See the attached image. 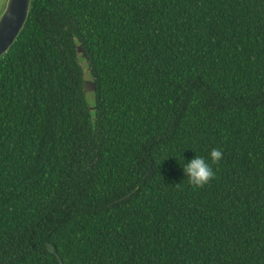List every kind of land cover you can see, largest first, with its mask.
Instances as JSON below:
<instances>
[{"label":"trees","instance_id":"obj_1","mask_svg":"<svg viewBox=\"0 0 264 264\" xmlns=\"http://www.w3.org/2000/svg\"><path fill=\"white\" fill-rule=\"evenodd\" d=\"M59 259L264 264V0L31 1L0 58V264Z\"/></svg>","mask_w":264,"mask_h":264},{"label":"water","instance_id":"obj_2","mask_svg":"<svg viewBox=\"0 0 264 264\" xmlns=\"http://www.w3.org/2000/svg\"><path fill=\"white\" fill-rule=\"evenodd\" d=\"M32 0H4L0 5V58L8 52L16 42L28 19ZM78 52L86 57V51L78 44ZM84 91H96V84L92 79L84 80ZM48 250L55 253L51 243H47ZM59 263L63 264L59 259Z\"/></svg>","mask_w":264,"mask_h":264},{"label":"clouds","instance_id":"obj_3","mask_svg":"<svg viewBox=\"0 0 264 264\" xmlns=\"http://www.w3.org/2000/svg\"><path fill=\"white\" fill-rule=\"evenodd\" d=\"M222 158V150L219 148H212L207 158L195 154L187 162H184L183 167H181L184 177L187 178V182L191 186L195 188L202 187L214 178L213 165H216Z\"/></svg>","mask_w":264,"mask_h":264},{"label":"rangeland","instance_id":"obj_4","mask_svg":"<svg viewBox=\"0 0 264 264\" xmlns=\"http://www.w3.org/2000/svg\"><path fill=\"white\" fill-rule=\"evenodd\" d=\"M4 2V0H0V5L2 4ZM85 68V70H86V73H87V69H86V67H84ZM86 76H87V74H86ZM86 79H89L88 77H86Z\"/></svg>","mask_w":264,"mask_h":264}]
</instances>
